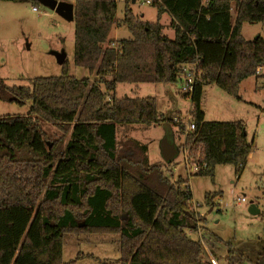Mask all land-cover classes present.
<instances>
[{
	"label": "trees",
	"instance_id": "16d2710c",
	"mask_svg": "<svg viewBox=\"0 0 264 264\" xmlns=\"http://www.w3.org/2000/svg\"><path fill=\"white\" fill-rule=\"evenodd\" d=\"M160 2L153 6L157 22L148 23L125 1L120 24L131 37L114 42L108 36L118 26L115 1H75L73 65L94 75L93 81L72 77L66 61L60 76L32 79L30 88L9 87L0 78V102L31 104L25 116L0 118V264H65V233L118 235L117 264H209L203 246L185 232L197 225L188 185L172 182L150 164L145 145L116 139L118 127L163 122L155 100L117 99L115 90L119 84L175 83L181 66L198 60L201 79L184 96L194 129L170 120L185 136L178 150L201 151L204 167L195 177L213 180L217 166H232L238 177L252 147L245 125L206 122L202 90L215 85L240 100V84L258 78L264 40H244L241 27L264 26V0ZM163 14L171 18L173 39L163 34ZM40 121L61 137L51 141ZM203 200L211 208L212 196ZM259 215L264 221V213ZM246 251L229 249L224 263L264 264V243L253 259Z\"/></svg>",
	"mask_w": 264,
	"mask_h": 264
},
{
	"label": "rangeland",
	"instance_id": "374dc122",
	"mask_svg": "<svg viewBox=\"0 0 264 264\" xmlns=\"http://www.w3.org/2000/svg\"><path fill=\"white\" fill-rule=\"evenodd\" d=\"M55 1L74 5L76 0ZM124 6L123 2L117 4L115 20L118 26L111 29L108 36L110 41L131 37L126 27L120 24ZM33 7H36L37 13L32 11ZM130 10L143 22L156 23L158 20L157 10L153 6L136 3L130 6ZM159 23L166 24L167 16L161 17ZM73 33V23L64 21L47 8L29 2L0 0V78L9 87L30 88L32 79L58 77L62 67L57 64L52 53L63 51L69 74L77 80L88 78L93 81L94 75L73 65ZM163 34L169 39L174 37L173 30L168 27L163 30ZM241 36L246 41H252L257 36L264 40V26L244 23ZM259 73L264 75V68ZM180 84L181 81L177 80L168 85H117V99H154L156 110L164 121L151 127H118L116 139L118 142L134 139L145 145L150 164L158 165L163 175L172 182L180 180L184 186L188 185L192 194L191 211L196 214L197 225L196 231L185 232L191 240L199 241L203 246L206 262L209 263L211 256L217 264H225L224 258L229 249L239 254L247 250L248 256L253 259L264 243V221L261 215L248 212L251 203L260 214L264 213V88L260 87L264 86V78L243 81L238 91L240 100L215 85H204L200 105L204 120L222 123L241 121L245 125L247 143L252 144L246 165L238 177H235L232 166H217L213 180L187 175V171L183 170L188 167H184L181 148L170 163H165L161 158L159 145L162 140L166 139L176 148L184 143L185 136L180 137L177 128L170 123L174 118L185 122V125L189 123L191 105L189 99L180 93ZM255 87L260 89L255 91ZM30 106V103L19 107L0 102V118L25 116ZM39 125L51 141L62 135L44 121H40ZM68 136L63 138L62 144H65ZM200 152L198 149L194 155L189 154V158L195 159ZM205 194L212 196L211 208L204 203ZM237 198H243L245 202L237 203ZM118 240L116 234L65 233L62 261L65 264H96V261L117 264Z\"/></svg>",
	"mask_w": 264,
	"mask_h": 264
},
{
	"label": "built area",
	"instance_id": "2783aa9c",
	"mask_svg": "<svg viewBox=\"0 0 264 264\" xmlns=\"http://www.w3.org/2000/svg\"><path fill=\"white\" fill-rule=\"evenodd\" d=\"M116 4H118L119 2H123L125 3L128 2L129 5L132 4H136L139 3L141 5H145V6H155V5H160L161 2L160 0H114ZM32 11L37 13L38 10L36 9V7L32 8ZM198 65H199V61L196 60L193 64L190 65H183L180 68V72H179V77L178 80L181 81L180 84V93L183 96H191L195 87V84L198 83L201 79V74L198 70ZM261 68H258L256 70V73L260 72ZM173 122L175 124H182L184 125L186 128V131H192L194 129L193 125H190L189 123H187L185 125V122H180L178 121L176 118L173 119ZM183 157H184V162L185 165L184 167H188L187 169H183L184 172L187 173V175H195L197 174L200 169H202L204 167V164H201V156L200 154H198V156L191 160L189 157V152L187 150L183 151ZM237 203H244L245 200L243 198H237L236 199ZM209 264H217L215 260H213L211 257L209 258Z\"/></svg>",
	"mask_w": 264,
	"mask_h": 264
},
{
	"label": "water",
	"instance_id": "95a60500",
	"mask_svg": "<svg viewBox=\"0 0 264 264\" xmlns=\"http://www.w3.org/2000/svg\"><path fill=\"white\" fill-rule=\"evenodd\" d=\"M37 2L40 6L47 8L54 12L57 16L68 23H73V10L74 5L64 2H57L55 0H31ZM55 57L58 65L62 66L65 62V54L63 51L59 53H52ZM161 158L165 163H170L176 154L178 153V148L175 145L170 144L166 139L162 140L159 145ZM248 212L251 215H259V211L250 203Z\"/></svg>",
	"mask_w": 264,
	"mask_h": 264
},
{
	"label": "crops",
	"instance_id": "0c3cea01",
	"mask_svg": "<svg viewBox=\"0 0 264 264\" xmlns=\"http://www.w3.org/2000/svg\"><path fill=\"white\" fill-rule=\"evenodd\" d=\"M130 6H132V5H130ZM167 16V23L166 24H160V25H162L163 27H164V30L168 27L169 28V25H170V23H171V18L169 17V15H167V14H163L161 17H163V16ZM160 17V18H161ZM169 29H171V28H169ZM172 30V29H171ZM263 68H261L260 70H262ZM259 76H258V78H264V75H262V74H260V73H257ZM258 78H254V79H258ZM248 80V79H247ZM245 81V80H244ZM260 87L261 88H264V86H261L260 85ZM260 87H255V91L256 90H259L260 89ZM261 113H263V110H261ZM259 118H260V116H259ZM249 157V156H248ZM211 257V256H210ZM209 257V258H210Z\"/></svg>",
	"mask_w": 264,
	"mask_h": 264
}]
</instances>
